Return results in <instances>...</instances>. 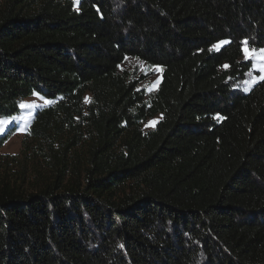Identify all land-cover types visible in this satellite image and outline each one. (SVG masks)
Here are the masks:
<instances>
[{
    "label": "trees",
    "instance_id": "16d2710c",
    "mask_svg": "<svg viewBox=\"0 0 264 264\" xmlns=\"http://www.w3.org/2000/svg\"><path fill=\"white\" fill-rule=\"evenodd\" d=\"M244 43L264 49V0H0V118L54 100L27 133L44 164L0 180V264H264V77L233 89ZM127 58L162 70L148 102ZM83 114L69 169L53 136Z\"/></svg>",
    "mask_w": 264,
    "mask_h": 264
},
{
    "label": "rangeland",
    "instance_id": "374dc122",
    "mask_svg": "<svg viewBox=\"0 0 264 264\" xmlns=\"http://www.w3.org/2000/svg\"><path fill=\"white\" fill-rule=\"evenodd\" d=\"M72 1L76 7L79 0ZM225 43L226 41L222 40L212 47L217 50ZM262 50L264 49L251 48L246 43L243 44L241 60L250 61L251 67L243 78L232 84L234 90L246 93L264 77ZM118 71L129 82L136 83V89L143 95L146 102L156 93L162 74L160 67L148 65L134 58H127L120 64ZM89 101L90 93L87 92L84 95V105H88ZM53 102L54 100L33 92L18 102L19 112L17 114L0 118V121H7L6 125L0 128V180L17 182V184L24 180L23 185H27L32 178L33 170L44 164L42 143L31 139L27 133L35 111L47 107ZM21 105L32 106L22 107ZM159 119L160 115H156L140 121L139 124L141 129L146 131L153 128ZM89 137L90 127L86 114L75 116L71 125L63 124L53 136V147L56 150L61 148L62 143L69 144L66 154L70 164L69 169L75 167L78 170H83L85 167L88 159Z\"/></svg>",
    "mask_w": 264,
    "mask_h": 264
},
{
    "label": "snow or ice",
    "instance_id": "6c2138e0",
    "mask_svg": "<svg viewBox=\"0 0 264 264\" xmlns=\"http://www.w3.org/2000/svg\"><path fill=\"white\" fill-rule=\"evenodd\" d=\"M262 54H264V50H262ZM245 55L247 56V53H245ZM22 107H31L32 105H21ZM7 121H0V128H3L4 125H6Z\"/></svg>",
    "mask_w": 264,
    "mask_h": 264
}]
</instances>
